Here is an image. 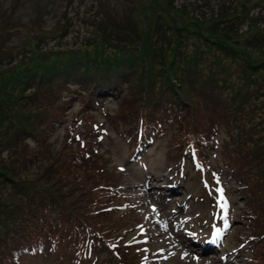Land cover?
I'll return each mask as SVG.
<instances>
[{
    "label": "trees",
    "instance_id": "trees-1",
    "mask_svg": "<svg viewBox=\"0 0 264 264\" xmlns=\"http://www.w3.org/2000/svg\"><path fill=\"white\" fill-rule=\"evenodd\" d=\"M152 1L156 4L158 0ZM176 1L179 0H173ZM222 1L226 2V7ZM243 1L246 0H215L219 12L218 15L212 13L209 19L226 31L232 29L231 26L247 30L253 22L263 25L264 10L256 8L264 1L258 0V5L250 7ZM132 4L133 11L136 3ZM177 6L183 8L182 3ZM247 10L254 15L252 19L245 16ZM131 14L126 27L117 29L99 16L87 25L85 22L89 20H86L81 30L71 31L74 33L72 43L63 39L67 37L68 28H74L69 21L68 27L64 24L55 27L51 37L45 35L20 46L22 50L29 49L16 53L18 60L6 77L0 74V94L4 92V83L14 85L15 82L9 81H15L18 76L20 81H29L38 86L37 89H44L46 110H52L57 104L63 111L76 102L74 106L84 112H95L109 99L115 101L118 96L125 95L130 107L127 127L122 130L127 148L147 144L162 135L160 137L168 139L169 167L180 168L182 165L185 177L190 167L185 165L186 161L193 164L192 159H195L197 165L208 172V154L222 150L224 161L220 169L226 176L244 191L251 182L259 185L264 181L260 166L264 160L255 158L254 166L243 161L250 154L249 148L255 149L239 118L234 115L228 119L222 108L231 95L241 101L243 86L220 78L212 62L199 68L204 67V62L199 61L200 57L205 59L204 55L192 61L191 51H186L189 34L180 27L179 14L174 18L160 12L153 14L147 30L130 18ZM202 19L207 20V17ZM199 35L201 41L208 39L202 32ZM191 46L195 47V43ZM195 50L199 55V45ZM254 71L261 72L264 77V64L260 63ZM229 84L231 95L225 92ZM106 86L110 88L103 89ZM260 86L264 91V79ZM37 109L44 108L39 105ZM54 122V116H47L34 129L23 126L20 121L15 122L11 139L2 134L4 124L0 123V197H4L0 201V264H20L26 258L47 251L55 257L62 254V261L71 264L93 263L102 252L112 255L104 236L90 227L83 215L88 208L85 201H81L85 188L84 160L87 158L68 154L65 143L60 151H56L45 141V136L35 133L36 129L52 127ZM18 137L32 138L39 147L29 151L17 141ZM77 142L85 147L79 138ZM34 160L39 168L46 165L47 173L43 176L51 180L47 186L51 190L11 179V173L28 171ZM113 177L115 179L109 181V185L96 183V197L103 196L106 189L117 191L119 181ZM118 194L121 195L120 190ZM71 197L77 198L72 199L73 205H66Z\"/></svg>",
    "mask_w": 264,
    "mask_h": 264
},
{
    "label": "rangeland",
    "instance_id": "rangeland-1",
    "mask_svg": "<svg viewBox=\"0 0 264 264\" xmlns=\"http://www.w3.org/2000/svg\"><path fill=\"white\" fill-rule=\"evenodd\" d=\"M257 1L243 2H247V7H250L258 5ZM133 2L136 5L132 11ZM179 2L183 5L182 9L177 6ZM221 3L226 7L225 1ZM256 10H264V2L261 1ZM159 12L173 18L179 14L177 21L185 34H189L186 51H191L192 61L205 56V59L199 58L200 62H204V67L199 68H205V64L212 62L220 78L230 84L243 86L241 101L229 93L230 84L227 86L225 92L231 95V98L222 108L228 119L234 115L239 118L249 143L255 149L249 148L250 154L243 161L254 166L255 158L264 160V91L260 86L264 77L261 72L254 71L260 63L264 64V24L253 22L247 30L231 26L232 29L226 31L216 25L217 22L209 19L212 13L218 15L219 12L215 0H158L156 4H153L152 0H0V74L6 77L14 68V62L18 60L16 53L29 49L26 47L25 51L20 46L28 44L29 41H37L45 35L51 37L55 27L63 26L62 24L66 27L73 24L74 28H68L67 37L63 38L67 39V43H72L70 40L73 39L74 33L71 31L81 30L84 21L89 20L85 22L87 25L96 16L107 20V23L117 29L126 27V20L131 14L130 18L133 17L147 30L153 14L157 15ZM244 14L247 19L254 17L249 10ZM205 16L207 20L202 19ZM69 21L71 24H68ZM62 30L63 28L60 29L61 33ZM200 32L208 36V39L201 41ZM192 43H195V47L199 45V55L195 53ZM186 64L194 67L190 62ZM180 68L183 69V66ZM9 82L15 84L9 85L6 81L4 92L0 94V123L4 124L1 131L5 138L11 139L12 125L15 122L20 121L23 126L35 128V125L47 116H54V128L52 126L46 130L36 129L35 133L45 136V141L56 151H60V147L65 143L66 150L70 152L68 154L84 155L87 158L84 160L85 188L82 190L81 197H84L81 201H85L88 208L83 215L86 223L104 236L112 254L109 256L102 252L98 259L89 264H217L222 260L219 251L211 256L213 258L194 255L198 259L195 260L191 254L186 255L185 249H181L182 252L179 253L178 250H173L170 252L180 257L173 258L157 232V221L163 222L167 214L180 212L184 201L188 200V203L193 205V197L200 195L207 204L208 197L203 191L204 181L213 182L214 187L211 184V189L219 198L216 207L218 221L225 224V227H217L219 238L216 243L214 240L212 243L219 245V248L226 244L220 253L226 254V258L232 256L227 264H264V181L259 185L251 182L248 191L241 190L239 184L220 169L224 161L222 150L208 154V172H204L195 161L193 164H185L190 166L187 176L191 177V181L180 183L176 197L181 205H172L167 211L161 210L140 180L139 170L131 166L134 156L138 153L131 154L132 148H127L122 133L123 128L127 127L126 120L130 114L129 101L125 95L118 96L115 101L109 99L95 112H84L74 106L76 102L68 105L63 111L57 104L52 110H46L44 89H37L38 86L29 84V81H20L18 76L15 81ZM20 82L22 85L19 86ZM107 88L110 87H103ZM232 92L234 93L233 90ZM39 105L44 109H37ZM117 124L119 125L115 126ZM160 136L162 135H159L155 147L148 150L145 156L153 180L163 178L169 168L167 159L163 161L167 156L165 146L168 139ZM77 138L85 147L79 146ZM17 141L29 151L39 147V144L29 137H18ZM212 150L217 151L215 148ZM29 166L30 169L26 172L19 170L23 173H11V179L24 185L30 183L47 188L51 180L43 176L47 173L46 165L39 168L34 160ZM260 166L264 171V162ZM113 175L119 181V184L116 183L119 185L117 191L106 189L103 196L96 197V183L109 185V181L115 179ZM154 183L156 181H151L150 184ZM119 190L121 195L118 194ZM190 194L192 197L187 199ZM74 198L77 197H71L66 205H73ZM3 199L4 197H0V201ZM248 237L253 239L246 241ZM243 240L254 248L253 252L250 250L253 255L248 254L249 251L239 252L238 244ZM61 255L55 257L47 251L26 258L20 264H71L62 261Z\"/></svg>",
    "mask_w": 264,
    "mask_h": 264
},
{
    "label": "bare ground",
    "instance_id": "bare-ground-1",
    "mask_svg": "<svg viewBox=\"0 0 264 264\" xmlns=\"http://www.w3.org/2000/svg\"><path fill=\"white\" fill-rule=\"evenodd\" d=\"M141 146H143V149L147 152L148 150H150L151 149V147L150 146H148L147 144H143V145H141ZM217 240H218V238H216V239H214V241H215V243L217 242ZM98 259V258H97ZM96 260V259H95ZM94 260V261H95Z\"/></svg>",
    "mask_w": 264,
    "mask_h": 264
}]
</instances>
